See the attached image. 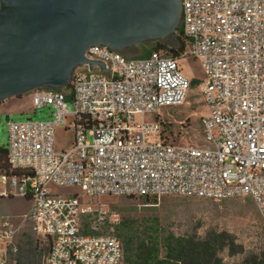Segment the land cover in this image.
<instances>
[{
  "label": "built area",
  "instance_id": "2783aa9c",
  "mask_svg": "<svg viewBox=\"0 0 264 264\" xmlns=\"http://www.w3.org/2000/svg\"><path fill=\"white\" fill-rule=\"evenodd\" d=\"M180 25L205 73L202 144L173 140L157 120L186 103L191 81L155 51L93 46L86 59L109 72L78 66L62 90L32 91L34 112L49 106L53 119L9 122L0 194L31 200L23 222L51 242L47 264H124L122 217L92 199L250 197L264 221V0H182ZM61 127L67 149L56 146ZM17 232L0 220V264H18Z\"/></svg>",
  "mask_w": 264,
  "mask_h": 264
},
{
  "label": "water",
  "instance_id": "95a60500",
  "mask_svg": "<svg viewBox=\"0 0 264 264\" xmlns=\"http://www.w3.org/2000/svg\"><path fill=\"white\" fill-rule=\"evenodd\" d=\"M181 16L182 0H0V104L40 88L60 91L78 66L108 71L87 50L165 39Z\"/></svg>",
  "mask_w": 264,
  "mask_h": 264
},
{
  "label": "rangeland",
  "instance_id": "374dc122",
  "mask_svg": "<svg viewBox=\"0 0 264 264\" xmlns=\"http://www.w3.org/2000/svg\"><path fill=\"white\" fill-rule=\"evenodd\" d=\"M181 25L179 24V27ZM154 43L146 42L134 46L127 58H140L151 51ZM164 55L169 56L162 52ZM179 64L185 76L199 83L191 86L186 103L177 109H165L158 121H165V129L173 140L202 144V119L208 114L201 94L205 73L201 62L190 54L187 47ZM19 105V106H18ZM69 101V110H73ZM52 108L45 107L34 112L32 92L10 98L0 104V148H8L9 122L49 121L53 119ZM9 117V121H7ZM186 131V133H185ZM182 134L184 138L182 139ZM73 140L71 130L59 128L56 133V146L70 147ZM75 190L59 189L62 195ZM93 209L104 207L117 212L122 220L137 219L145 223L149 218H157L160 226L177 237L196 236L204 239L210 233H227L235 238V247L220 253L215 264H260L264 262V221L255 201L250 197L233 198L222 201L164 197L160 200L135 197H105L92 199ZM31 200L19 197H4L0 194V220L9 219L18 229L17 244L20 246V264H47L50 241L36 235L32 226L23 222L24 214L30 209ZM37 249L35 250V248ZM34 249V250H33Z\"/></svg>",
  "mask_w": 264,
  "mask_h": 264
},
{
  "label": "trees",
  "instance_id": "16d2710c",
  "mask_svg": "<svg viewBox=\"0 0 264 264\" xmlns=\"http://www.w3.org/2000/svg\"><path fill=\"white\" fill-rule=\"evenodd\" d=\"M151 42L154 46L144 56L154 51L164 52L178 60L189 48V40L182 27L170 37ZM130 51L128 49L120 53ZM198 83L193 80L191 86ZM7 151L8 148H0V173L8 172ZM144 199L150 201V198ZM117 234L123 244L124 264H215L221 252L235 247V238L227 233H210L204 239L196 236L177 237L163 229L157 218H149L145 223L132 218L123 219Z\"/></svg>",
  "mask_w": 264,
  "mask_h": 264
},
{
  "label": "crops",
  "instance_id": "0c3cea01",
  "mask_svg": "<svg viewBox=\"0 0 264 264\" xmlns=\"http://www.w3.org/2000/svg\"><path fill=\"white\" fill-rule=\"evenodd\" d=\"M19 106V105H18Z\"/></svg>",
  "mask_w": 264,
  "mask_h": 264
}]
</instances>
